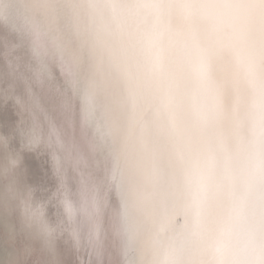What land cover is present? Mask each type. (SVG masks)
Listing matches in <instances>:
<instances>
[{"label": "bare ground", "instance_id": "6f19581e", "mask_svg": "<svg viewBox=\"0 0 264 264\" xmlns=\"http://www.w3.org/2000/svg\"><path fill=\"white\" fill-rule=\"evenodd\" d=\"M0 264H264V0H0Z\"/></svg>", "mask_w": 264, "mask_h": 264}, {"label": "clouds", "instance_id": "9594fccd", "mask_svg": "<svg viewBox=\"0 0 264 264\" xmlns=\"http://www.w3.org/2000/svg\"><path fill=\"white\" fill-rule=\"evenodd\" d=\"M176 195L178 197L185 198L188 201H191L192 198L191 192L185 190L182 187V180H180L179 178L177 180ZM221 219L222 210L218 206L217 202L212 199H209L206 204L201 209H199L196 215L194 216L195 222L203 225L210 236L215 235Z\"/></svg>", "mask_w": 264, "mask_h": 264}]
</instances>
